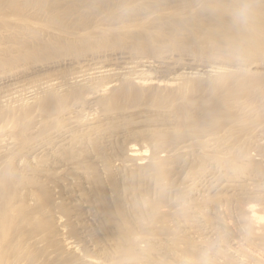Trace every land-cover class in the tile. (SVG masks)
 Listing matches in <instances>:
<instances>
[{
	"label": "bare ground",
	"instance_id": "obj_1",
	"mask_svg": "<svg viewBox=\"0 0 264 264\" xmlns=\"http://www.w3.org/2000/svg\"><path fill=\"white\" fill-rule=\"evenodd\" d=\"M0 1L10 10L0 13V59L17 51L26 66L42 53L46 66L55 64L48 48L82 44L89 34L116 43L136 34L146 43L147 29L160 41L174 26L232 61L202 74L191 64L160 80L147 59L116 69L69 57L71 74L1 97L0 264H204L208 256L194 244L205 231L202 242L229 246L210 259L264 264V0H130L123 17L119 0L23 2L30 9ZM243 3L251 15L238 24L233 14ZM84 6L93 9L85 14ZM175 35L165 42L176 44ZM233 53L261 60L244 69ZM220 222L222 230L213 225ZM233 229L246 235L232 237Z\"/></svg>",
	"mask_w": 264,
	"mask_h": 264
},
{
	"label": "rangeland",
	"instance_id": "obj_2",
	"mask_svg": "<svg viewBox=\"0 0 264 264\" xmlns=\"http://www.w3.org/2000/svg\"><path fill=\"white\" fill-rule=\"evenodd\" d=\"M34 1H37V0H30L29 2H26V1H23V0H18V5H19V8L20 9H30V6L28 7V5L27 4H31V6H33V5H36V3L38 2H36V3H31V2H34ZM45 0H41L40 2H44ZM124 2V0H119V1H116V3H115V5L117 6L116 7V10H118L117 11V16H120V17H123V15H121L120 14V12H122V10H123V8L127 5V7H129V1L130 0H125V3L123 4V5H119V2ZM138 1H139V3H138ZM132 0V3H131V1H130V4H132V5H134V3L135 4H140L141 3V1L140 0ZM146 1H148V0H146ZM152 1H154V0H152ZM1 3V5H0V13H2L3 15H6V16H8V14H9V12H10V10L6 7V6H4V4L2 3V1H0ZM23 2L24 3H27V4H23ZM149 2H151V0H149ZM25 7H22V5ZM66 3V2H65ZM72 3L73 4H79V2H76V3H74V2H70V1H68L67 2V4H71L72 5ZM3 4V5H2ZM39 4V3H38ZM37 4V5H38ZM45 4V9L47 10V11H49L51 8H50V3L49 2H47V3H44ZM25 5H27V6H25ZM70 5V6H71ZM21 6V7H20ZM44 6V5H43ZM136 6V5H135ZM2 7V8H1ZM88 7V6H87ZM32 8V7H31ZM49 8V9H48ZM126 8V7H125ZM5 9V10H4ZM93 9V8H92ZM92 9H87L85 6H84V8H83V10H81V11H83V12H85V14H88L89 12H91L92 11ZM87 10H89V11H87ZM5 12V13H4ZM2 14H0V15H2ZM100 14H102V13H100ZM106 14V13H105ZM105 14H103V16H105ZM3 15L2 16H0V19L1 18H3ZM48 15V14H47ZM6 16H4V17H6ZM40 17H44L43 19L46 21V12H44L43 11V13H42V15H39ZM116 16V15H115ZM102 19H109V17L108 18H102ZM108 24V23H107ZM49 25V24H48ZM178 28H176L175 26H174V28H173V32L176 34L175 35V37H178L177 39H175V40H173V41H175L176 42V44L175 43H173L172 41L169 43H167V42H165L166 40H169V39H171L172 38V36L174 37V33L172 32V30H171V28H170V30L168 31V30H162L161 32L163 33V34H161L158 30H156L159 34H161V35H165V34H167V36L169 37H167V36H165V37H167V38H163L162 40H160L159 41V38H162L161 36H158V34L156 33V35L157 36H153L152 34H155V33H151V32H149L148 30H150V31H153L154 32V29L152 30V29H147V32H149V33H151V35L150 34H148L147 32L146 33H144V35H145V38L146 37H149L148 39H147V41L148 42H146L145 43V41H146V39H145V41H142V40H144V38L141 36V35H139V36H141V38L138 36V38H139V40L140 39H142V40H140V41H137L138 40V38H136V37H134V35H136V34H132L131 36L130 35H127L126 37H124L123 36V41H121V42H118V43H116V41L114 40V39H100L98 36H96L97 37V39L94 37V36H90V34L88 35V40L86 41V42H82V44L81 43H76L75 45H65V46H51L50 48H48L45 52H47V59H49L50 61L49 62H55V59L52 61V57L54 56V58L56 57V61L58 62V64H57V62H55V64H51L50 66H46V65H48V62H46V65H45V63H44V60H43V57H44V54L42 53V54H40V55H38L36 58H38V59H34L35 61H36V63H34V64H36L35 66H32V67H30V68H28V66H30V65H34L33 63L32 64H30V65H28V66H26L25 64H27V63H25V62H23V60H21V57H19V53L16 51H10V53H8L7 55H4L1 59H0V75H2V76H0V78L2 79H0V87L1 86H3V87H1L0 88V90H1V92H0V98L1 97H3V96H5V95H8V94H12L13 92H16V91H19L18 89H22V90H24L23 89V87L24 88H26V87H28V85H33V84H35V83H42L41 81L42 80H44L45 82L46 81H48V80H50L51 78L52 79H54V77H56V75L58 76V75H63V74H66V72H68V73H72L74 70H73V65L71 64V61H66V62H64L65 61V59H68L69 57L70 58H76V61H78V62H84L85 60H88L89 62H91V63H89V64H92V63H96V64H100V63H105V64H107L108 66H111V67H114V68H116V69H121V67H123V66H125L126 65V62H128V61H130V60H148L149 62H150V65H149V67L150 68H148V70H150V74H152V77H155L154 79H160V80H162V79H165V80H169L173 75H175V74H177L178 72H180V71H182L184 68H186V67H188L189 65H191V64H193L192 66H194V67H196V69H200V70H202V71H200V73L202 74V73H204L203 72V70L205 71L206 70V68H208L209 66H210V64L212 65L213 63H218V65H224V66H226L227 64L228 65H230L231 63H232V61L230 62L229 61V59H227L228 57L227 56H225V55H223V58L222 57H218V56H216V58L214 57V54H212L211 52H215L214 51V47L212 48L210 45H208L205 41H203V40H200L201 39V37H202V35H200V34H191V35H189L186 31H182V35H180L179 36V34H181V31H178L177 30ZM155 31V32H156ZM92 33V32H91ZM169 33V34H168ZM186 33V34H185ZM195 33V32H194ZM143 35V36H144ZM185 37H187V38H185ZM129 36V37H128ZM151 36H152V39H150L151 38ZM189 36V37H188ZM132 39H131V38ZM153 37H155V41H154V39H153ZM200 37V38H199ZM42 38L43 39H46L47 41L49 40V37L48 36H46V35H43L42 36ZM83 39H85L84 37H82ZM87 38V37H86ZM133 38H136L135 40L133 39ZM99 39V40H98ZM158 39V41H156ZM195 41V40H198L197 42H198V44H197V42H193V44H192V42L191 41H193V40ZM127 40H134L132 43L130 42V44H128L129 43V41H127ZM177 40V41H176ZM190 40V41H189ZM143 43H142V42ZM151 41H154V42H152L151 43ZM88 42V43H87ZM111 42V43H110ZM123 42H125V43H123ZM137 42V43H136ZM139 42V43H138ZM190 42L192 45H189L188 43ZM109 43V44H108ZM121 43V44H120ZM136 43V44H135ZM140 43H142V45L140 44ZM146 44V46L148 45V43L150 44V46H152V48H151V50L150 49H147V48H144V46H145V44ZM154 43H156V44H154ZM161 43V44H160ZM178 43V44H177ZM106 44H107V46H106ZM131 44H132V46H131ZM165 44H168L167 46H165ZM175 44V45H174ZM100 45H102V46H100ZM104 45L106 46V47H104ZM113 45V46H112ZM144 45V46H143ZM155 45V46H154ZM194 45V46H193ZM197 45V46H196ZM115 46H117L116 48H114ZM128 46H129V48H128ZM160 46V47H159ZM161 46H162V48H161ZM174 46V47H173ZM192 46V47H191ZM54 47V48H53ZM59 47V48H58ZM159 47V48H158ZM172 47H173V49H172ZM66 48V54H67V56L65 55V52H63L62 50H64ZM68 48V49H67ZM78 48V49H77ZM120 48V49H119ZM122 48V49H121ZM140 48V49H139ZM158 48V49H157ZM161 48V49H160ZM165 48H167V49H165ZM210 48V49H209ZM57 49V50H56ZM108 51H107V50ZM138 49V50H137ZM147 49V50H146ZM156 49V50H155ZM160 49V50H159ZM217 49V48H216ZM223 49V48H222ZM222 49H220V50H222ZM52 50H53V52H52ZM61 50V51H60ZM70 50H72V51H70ZM75 50V51H74ZM81 50V51H80ZM112 50V51H111ZM125 50V51H124ZM135 50H137V51H135ZM68 51V52H67ZM99 51V52H98ZM117 51V52H116ZM211 51V52H210ZM63 52V53H62ZM81 52V53H80ZM102 52V53H101ZM210 52V53H209ZM59 53H62V55L60 54L59 55ZM75 53V54H74ZM108 53V54H107ZM125 53V54H124ZM135 53V54H134ZM157 53V54H156ZM206 53V54H205ZM230 53V52H229ZM11 54H13V55H15L14 56V58L15 59H17V60H15L12 56H11ZM56 56H55V55ZM100 54V55H99ZM102 54H105V55H102ZM120 57L119 59L117 58V55ZM123 54V55H122ZM127 54V55H126ZM203 54V55H202ZM211 54L213 55V56H211ZM59 55V56H58ZM71 55V56H70ZM75 55H76V57H75ZM108 55V56H107ZM111 55V56H110ZM113 55V56H112ZM124 55H125V57H124ZM133 55V56H132ZM205 55V56H204ZM232 55H241L239 58H240V60L239 59H237L238 57H236V58H234V59H236V61H237V64H238V66L239 67H243L244 69H249L250 67H251V64H253V63H255V61L256 60H261V58H259V57H257V56H251V57H249L248 55L247 56H244V55H246V54H240V53H233ZM11 56V57H10ZM50 56H51V58H50ZM86 56V57H85ZM94 56V57H93ZM96 56H97V58H96ZM123 56V57H122ZM130 56V57H129ZM197 58H196V57ZM207 56H209V57H207ZM61 57V58H60ZM64 57H66V58H64ZM81 57V58H80ZM109 58L108 60L106 59V58ZM115 57V58H114ZM132 57V58H131ZM202 57V58H201ZM214 57V58H213ZM8 58V59H7ZM102 60H101V59ZM130 58V59H129ZM191 58V59H190ZM208 58V59H207ZM242 58V59H241ZM244 58V59H243ZM247 58V59H246ZM64 59V60H63ZM129 59V60H128ZM150 59V60H149ZM174 59H179L178 61H181V64H179V62L177 61H173ZM194 59L197 61V62H195L194 61ZM220 59V60H219ZM247 61H246V60ZM43 62H42V61ZM80 60V61H79ZM95 60V61H94ZM107 60V61H106ZM110 60V61H109ZM116 60V61H115ZM118 60V61H117ZM146 60V61H147ZM170 60V61H169ZM183 60V61H182ZM205 60V61H204ZM221 60H223V61H221ZM244 60V61H243ZM15 61V62H14ZM31 61V60H30ZM34 61V62H35ZM42 63H41V62ZM102 61V62H101ZM126 61V62H125ZM151 61H153V62H151ZM156 61H158V62H156ZM186 63H185V62ZM189 61V62H188ZM203 63H202V62ZM207 61V62H206ZM221 63H220V62ZM240 61V62H239ZM245 62V63H243V62ZM1 62H2V64H1ZM11 62V63H10ZM14 62V63H13ZM19 62V63H18ZM38 62V63H37ZM69 62V63H68ZM73 62V61H72ZM99 62V63H98ZM112 62V63H111ZM171 62H173V63H171ZM199 62L200 63H202V65H199ZM206 62V63H205ZM223 62V63H222ZM18 63V64H17ZM65 63V64H64ZM66 63H68V64H66ZM183 63H185V64H183ZM196 63H197V65H196ZM17 64V65H16ZM24 64V65H23ZM39 64V65H38ZM59 64H61L60 66H59ZM110 64V65H109ZM155 64V65H154ZM168 66H167V65ZM177 64H179V65H177ZM5 65V66H4ZM22 65V66H21ZM38 65V66H37ZM158 65V66H157ZM173 67H172V66ZM175 65V66H174ZM18 66H19V68H18ZM26 66V67H25ZM45 66V67H44ZM56 66V67H55ZM68 68H67V67ZM154 66V67H153ZM158 68H157V67ZM185 66V67H184ZM25 67V68H24ZM37 67V68H36ZM43 67V68H42ZM47 67H49L48 68V70L51 72H49L48 70H47ZM64 69H63V68ZM70 67H72V70H71V68ZM152 67V68H151ZM179 69H178V68ZM18 68V69H17ZM21 68V69H20ZM28 68V69H27ZM34 69V71H33V69ZM40 68V69H39ZM55 68H57V69H59V70H55ZM175 68V69H174ZM262 68V67H261ZM25 69V70H24ZM27 69V70H26ZM50 69H52V71L50 70ZM62 69V70H61ZM65 69H66V71H65ZM68 69V70H67ZM23 70V71H22ZM30 70V71H29ZM40 70V71H39ZM61 70V71H60ZM253 70V72L255 71L254 69H252ZM16 71V73H14ZM27 71V72H26ZM35 71H36V73H35ZM48 71V72H47ZM65 71V72H64ZM70 71H72V72H70ZM34 72V73H33ZM61 72V73H60ZM7 73V74H6ZM21 73V74H20ZM25 73V74H24ZM27 73V74H26ZM46 73V74H45ZM21 76H19V75ZM34 74V75H33ZM38 74V75H37ZM41 74V75H40ZM17 75V76H16ZM29 76V77H27V76ZM37 75V76H36ZM15 76V77H14ZM31 76H34V77H31ZM36 76V77H35ZM43 76V77H42ZM204 76V75H203ZM202 76V77H203ZM5 77V78H4ZM17 77V78H16ZM40 77V78H39ZM45 77V78H44ZM50 77V78H49ZM174 77V76H173ZM205 77V78H204ZM203 78H202V80L203 81H206V80H208L209 78H208V75H207V77H206V75L204 76ZM8 78H9V80H8ZM12 78H13V80H12ZM24 78V80H22ZM26 78H28V79H26ZM31 78V79H30ZM41 78H43V79H41ZM19 79H21L22 80V82L19 80ZM33 79V80H32ZM39 79V80H38ZM4 80V81H3ZM34 80H35V82H34ZM41 80V81H40ZM13 81V82H12ZM19 81V82H18ZM25 81V82H24ZM32 81V82H31ZM43 81V82H44ZM2 82V83H1ZM14 82L16 83V84H14ZM21 82V83H20ZM29 82V83H28ZM18 84V85H17ZM22 84H25V85H23L22 86ZM8 85V86H7ZM9 86H11V89H10V87ZM19 86H21V88H19ZM8 87H9V89H8ZM15 87V88H14ZM7 88V89H6ZM3 89V90H2ZM9 92H8V91ZM11 91H13V92H11ZM8 93V94H7ZM224 157V156H223ZM230 157V156H229ZM187 166H185L184 167V169L186 168ZM187 169V168H186ZM185 171V170H184ZM182 173H183V171H182ZM264 217V216H263ZM222 221V220H221ZM210 222H214L215 223V220L214 221H210ZM223 222V221H222ZM213 225H215V227H218L219 229H221L222 230V225H221V222H220V224L219 225H216V224H213ZM238 229H236V231H237ZM242 231V230H241ZM223 232V235H222V240H224V236H225V234L224 233H228V231H222ZM226 233V236L229 234H227ZM242 233H244L243 231H242ZM242 233H240V230L239 231H237V232H235V229H233L232 230V232L230 233L231 235L230 236H232V237H234V236H237V235H241ZM243 235H246V233H244V234H242L241 236H243ZM210 236H211V234H209V232L208 231H205V232H202L201 233V237H202V239H205V238H210ZM226 236H225V239H226ZM197 237H199V236H197ZM200 237V238H201ZM232 237H230V238H232ZM244 237V236H243ZM197 239H199V238H197ZM195 240V244H194V246H195V248L196 249H194L195 251H200L199 253H203V255L205 256V259H207V257L206 256H208V259L206 260V261H210L211 262V264L212 263H216V259L215 258H213V259H210V257L211 256H213L214 254L212 253V252H214V251H216V249L217 248H219V250L217 249V252H219L220 251V249H224V251H220V254L218 253V256L219 257H221V259H222V257H224V255H226L227 253H225V251H226V249L229 247L228 246V244H227V242H223L221 245L220 244H216V246L215 245H213V244H211L209 241H204V242H202L201 240L199 241V240ZM202 242V243H201ZM210 243V244H209ZM220 245V246H219ZM200 249H202V250H200ZM206 250H208L209 252H207V253H205L206 252ZM203 251V252H202ZM228 257V256H227ZM214 260H216L215 262H214ZM224 260V259H223ZM206 261L204 262L203 261V263L205 264L206 263ZM172 262V263H171ZM222 262V260L221 261H217V263L218 264H220ZM170 263L171 264H180V260H178V261H176L175 260V262H174V260H170ZM169 263V264H170ZM223 263V262H222ZM207 264V263H206Z\"/></svg>",
	"mask_w": 264,
	"mask_h": 264
},
{
	"label": "clouds",
	"instance_id": "obj_3",
	"mask_svg": "<svg viewBox=\"0 0 264 264\" xmlns=\"http://www.w3.org/2000/svg\"><path fill=\"white\" fill-rule=\"evenodd\" d=\"M233 15H234V20L236 23L245 24L247 23L251 15V8L248 4L243 3L234 10Z\"/></svg>",
	"mask_w": 264,
	"mask_h": 264
}]
</instances>
